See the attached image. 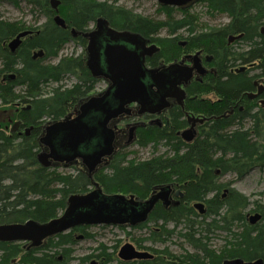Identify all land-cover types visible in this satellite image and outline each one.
I'll list each match as a JSON object with an SVG mask.
<instances>
[{
	"label": "trees",
	"instance_id": "obj_1",
	"mask_svg": "<svg viewBox=\"0 0 264 264\" xmlns=\"http://www.w3.org/2000/svg\"><path fill=\"white\" fill-rule=\"evenodd\" d=\"M60 11L66 19L68 30L58 28L54 23L55 11L51 7V0H0V7L4 4L19 8L27 4L34 11H38L47 18V23L37 28L41 32L38 36L27 37L24 45L12 54L7 44L19 33L28 28L24 23L3 20L0 14V102L8 105L19 98L24 102L35 101L36 105L31 115L48 118L63 117V109L68 108V102L78 88H89L93 81L88 77V71L83 68L80 59L62 58L59 64L51 63L59 58L62 49L72 41L70 28L78 31L83 26L101 16L106 17L112 26L129 29L146 35H156L161 30L176 35L181 29L187 28L190 33L199 31L198 17L185 9L160 7L164 14L163 20H152L126 9L116 8L105 3L98 4L96 0H60ZM96 2V3H94ZM205 4L206 11L211 15L224 14L230 23L221 29L210 28L204 31L195 41L204 44L207 50L217 54L219 80L214 79L210 85H204L200 92H215L226 100H235L237 95L250 91L252 81L263 80L264 83V0H199ZM198 2L196 4H198ZM1 12V11H0ZM182 16L178 17L179 14ZM243 34V38L236 43L245 42L248 49L238 52L229 46V38ZM216 44V45H215ZM41 49L45 57L38 61L31 59V50ZM49 62V63H46ZM249 64L252 69L244 74H230L229 71L238 65ZM18 65V69L16 67ZM255 70L258 71L255 75ZM18 74L16 82H4L3 78L9 73ZM76 75L84 77L83 84L71 90L54 89L50 96L41 98L45 94L43 89L51 83L61 85L67 77ZM227 78L222 81L223 78ZM217 80V81H216ZM24 88V94L17 95L16 88ZM85 86V87H84ZM39 99V100H38ZM197 108V107H195ZM197 108L198 111L211 116L222 114V107L209 105ZM217 110V111H214ZM254 111V110H252ZM241 122L231 124L227 120L214 121L213 125H206L203 134L194 144L185 145L178 138L173 137V131L163 130L150 132L147 140H140L138 147L146 148L152 145L155 149L166 146L172 154L151 158L138 164L131 162L130 168L123 164L129 161V156L121 158L116 165L114 177L103 185L107 193H129L133 187L140 185H154L163 183L166 178L171 181L178 176L179 182L189 181L186 187V205L173 211H164L156 216L151 223L160 227V231L145 227L141 232L148 231L144 238L134 240L141 250L152 251L156 257L153 260L121 261L118 248L112 250L101 244L96 250V256L101 264H223L225 260L244 259L264 261V204L254 202V207L247 212L252 203L241 193H237L228 184L219 183L221 176L236 175L244 178L255 170L264 169V109L259 108L254 114L239 115ZM210 125V126H209ZM27 143V144H26ZM37 146L29 142L16 144L14 138L0 136V226L3 224H24L33 220L46 223L66 209L67 199L77 193H85L86 178L81 176L63 175L58 171L50 172L42 169L36 159ZM165 161H159L162 158ZM199 169V175L195 170ZM4 180L9 184L5 185ZM229 187L230 196L223 198V190ZM196 201H205L207 214L200 216L193 208ZM247 213H262V220L257 225H249ZM200 218H203L200 220ZM160 221L163 225L160 226ZM174 225V230L167 228L168 223ZM178 227L185 229L178 233L193 249L194 253L175 254L169 248L162 250L145 246L164 244L177 233ZM106 228V227H103ZM126 229V228H121ZM221 233L225 237L224 246L219 251L211 248L209 235ZM128 235H131L129 232ZM94 235H87V239H94ZM77 242L70 235H59L53 238L44 248L50 252H63L64 261L55 264H70L73 260ZM68 246L69 249L64 248ZM19 243L0 242V264H10L22 253ZM29 253L22 257L23 264H44L42 258ZM91 258L80 260V264H87ZM54 264V262H53Z\"/></svg>",
	"mask_w": 264,
	"mask_h": 264
},
{
	"label": "flooded vegetation",
	"instance_id": "obj_2",
	"mask_svg": "<svg viewBox=\"0 0 264 264\" xmlns=\"http://www.w3.org/2000/svg\"><path fill=\"white\" fill-rule=\"evenodd\" d=\"M156 1L160 4V7L179 9L180 11L178 12L182 13L188 7L190 8L196 5L199 0H191L187 5L181 7L163 6L158 0ZM102 19L105 20L106 23H102L101 25L99 24V20ZM83 27L84 29L81 31L70 28V35L73 39L70 42L74 44V47L81 49V54L76 57L73 55L67 57L61 56V52L59 59L57 58L58 60H56L58 61L57 64L60 63L62 58L82 60L84 63L83 68L88 71V77L93 81L88 84V86L92 85L89 88H83L81 91H79L80 87L78 90L77 87L75 88L77 92L73 95L72 100L67 103L68 108L66 107L63 109V117L61 118H48L47 116H42V118L39 119L40 117L31 115L36 106L33 100L24 102L23 99L19 98L13 103L3 105L6 107L0 108V136L2 137L4 135L8 138H14L16 144H20L21 142H29L31 146L35 144L37 146L36 159L42 169H46L50 172L58 171L63 175L86 178L87 192L77 194H88L89 192L100 189L102 190V194L99 196L100 202L105 203L107 206H109L107 201L111 203L112 199L110 198L115 195L121 194L125 196L127 200H130L131 197L134 198L136 213L142 215L145 213V220L141 221V219H135L132 216L130 217L131 219L123 217L121 219L122 221L111 223V225L102 222L96 224L90 222L81 223L79 226L70 228L66 232L48 237L43 240L41 246L37 248L33 246L31 242H15L20 244L23 251L21 255L10 264H23L22 257L29 253H37L34 256L42 258L44 264L63 262L65 259L63 252L59 251L57 255V250L50 252L44 249L53 238L63 234L70 235L77 242L79 240H88L87 235L93 234L92 230L100 227L126 228L129 230L141 231V228L146 229L145 227L147 226L153 230L160 231V227L155 228V223H151L152 220L156 219L155 217H158L164 211L171 212L177 208L185 207V193L189 181L179 182L177 181L178 176H176L171 181H169V178H166L163 183L154 184L152 186H134L129 193L122 191L107 193L103 185H106L109 179L114 177L117 171L116 165L119 164L121 158L127 156L129 148L133 145H138L143 135L142 141L147 140L150 132H162L163 130L170 132L172 130L174 138H178L185 145H191L203 134L204 127L208 124L213 125L214 121L223 119L231 124H237L241 122L239 115H246V113L249 114V112L252 115L257 112V109H264V84L259 80L252 81L250 91L237 95L235 100H226L225 97L218 96L215 92L199 91L202 86L210 85L214 79L219 80L220 76L218 72L217 54H215L213 50L209 52L204 44H200L199 46L195 43L202 34L200 32L190 33L188 31L189 29L184 28L176 35L169 34L165 30L159 31L156 35H146L135 30L131 31L129 29H120L112 26L110 21L103 16L88 22V24H85ZM62 29H69L67 23L66 28ZM74 30L76 34H73ZM25 32H29L25 37L27 38L38 36L41 31L37 29L27 30ZM25 38L22 39L23 43L18 49L24 45ZM12 40H10L9 43H11ZM108 46L126 47L131 52H137L146 70H156L164 75V85H161L159 81L155 83L153 79L150 78V75L147 74L145 83L149 91L148 97L142 100L138 99V101L135 102L127 101L124 103L115 99V82L108 73L105 59V52ZM229 46H231L230 42ZM17 50L13 53L9 49L12 54H16ZM44 57L45 52L41 49L31 50V59L33 61H38ZM243 66H246L247 69L240 74L249 72L253 68L252 65L249 64H244ZM18 68L17 65L16 70ZM235 70L237 69L234 67L229 73L232 75L239 74L236 73ZM17 77L18 74L16 73H9L7 78H3V81H11L14 83ZM67 78H74L76 83L69 88L62 85V91L74 89L75 86L83 84V80H85L84 77L82 78L76 75ZM226 79L225 77L222 81ZM100 84H102L101 86L103 89L99 92L95 91ZM259 91L260 94L257 96L256 94ZM16 94L25 95L24 88L18 86L16 88ZM46 97L48 96L44 95L41 98ZM162 102L165 104V107L159 111L158 109ZM203 105L222 107V114L209 116L207 113L198 111L197 108L202 109L201 107ZM203 118L208 120L203 124L197 121V119L202 120ZM69 124L72 126L77 124L80 125L74 131L79 141L76 149L74 145L69 146ZM193 125L196 131V136L193 141L189 142L182 139L180 134L183 131L191 129ZM42 153L53 155V159L48 161L50 166H43L40 163L38 156ZM174 158L175 157H171L170 160L173 161ZM165 160L166 158L163 157L159 161L162 162ZM123 164L129 168L132 166L128 161H123ZM195 173L196 175L200 174L198 168H196ZM4 182L5 185L9 184L7 180H4ZM163 190L168 191V200L170 204L165 205L164 201L159 199L150 208V201ZM223 192L227 193L223 196L224 199L230 196L229 187L223 190ZM196 202H201L205 206V214H200L199 211L195 209L194 204H196ZM196 202L192 204L193 208L200 216H205L207 214V205L205 201ZM67 208L68 202L66 209L57 217L64 216L67 212ZM131 209L130 205L126 203L112 210L116 211L114 216L121 218V212L123 213L124 211L125 216H128ZM82 213L85 214L87 212H78V214ZM251 215L253 214L247 213L246 217L249 225H253L250 224L249 221ZM161 225H163L162 221H160V226ZM170 225L173 224L170 222L167 224V227ZM75 246H72L74 250ZM134 246L138 251H148L154 258L156 257L152 251L145 249L141 250L136 243ZM64 248L69 249L68 246H64ZM74 253L75 252H73V254ZM93 254L97 255L96 251L91 255ZM91 255L83 256L82 258H91L87 264H91V262L101 264L99 258L96 256L92 257ZM73 257L74 260L76 258L75 254Z\"/></svg>",
	"mask_w": 264,
	"mask_h": 264
},
{
	"label": "water",
	"instance_id": "obj_3",
	"mask_svg": "<svg viewBox=\"0 0 264 264\" xmlns=\"http://www.w3.org/2000/svg\"><path fill=\"white\" fill-rule=\"evenodd\" d=\"M163 6H185L191 0H158ZM61 4L60 0H51V7L55 10L56 15L54 17L55 24L59 27L66 28V21L59 14V6ZM106 23L105 20H99V24ZM262 30V35H264V28ZM76 31H73V34ZM29 32H24L19 34L11 43H9V49L11 52L15 53V51L22 45V39L25 38ZM243 38V34L239 36L232 35L229 38L230 44L234 41H239ZM105 59L107 62V69L111 79L115 82L114 89V97L118 101L124 102H135L142 100L148 97V89L146 87L145 80L147 79V74L150 75V78L153 79L155 83L158 81L161 85H164V75L159 73L156 70H146L143 67L141 57L137 52H131L126 47H111L108 46L105 52ZM247 67H241L240 69L235 70L236 73H242L246 70ZM178 91V90H177ZM260 91L256 94L258 96ZM250 95V94H249ZM165 104L162 102L160 105V109L164 108ZM206 120L203 118L202 120L197 119V121L203 124ZM82 124V123H79ZM70 125V140L69 146L74 145L75 149L78 147L79 141L77 140V136H75V129L80 125ZM181 138L192 142L196 136V131L194 130V125L191 129L183 131L180 134ZM74 149V150H75ZM40 163L43 166H50L48 162L50 159H53L52 154L42 153L38 156ZM102 190H95L89 192L88 194H77L72 195L68 199V208L67 212L62 217H57V219L50 220L44 224L39 223L37 221L29 220L24 224H3L0 226V242H31L33 246L36 248L41 246L42 241L47 239L48 237L58 235L59 233L66 232L70 228L75 226H79L81 223H117L118 221H122L123 217L129 218L133 216L135 219H141V221L145 220V213L139 214L136 213V203L134 202V198L127 200V198L123 195H115L111 197L112 202L109 203L107 201V206L105 203L100 202L99 196H101ZM168 191H161L158 193L151 201L150 208L153 206L155 202L159 199H162L165 205H169V196ZM129 204L131 211L128 216H125L124 211L121 212V218L114 216L116 211L112 210L121 204ZM195 209L199 211L200 214H205V206L201 202H196L194 204ZM79 211L87 212L85 214H78ZM123 215V216H122ZM262 220V213H255L251 215L249 218L250 224L257 225ZM119 259L121 261L131 262L134 260H151L154 256L148 251H138L134 244L127 243L123 245V247L119 250ZM91 264H95V262H91ZM223 264H264L263 259H256L251 262L245 261L244 259H231L225 260Z\"/></svg>",
	"mask_w": 264,
	"mask_h": 264
},
{
	"label": "rangeland",
	"instance_id": "obj_4",
	"mask_svg": "<svg viewBox=\"0 0 264 264\" xmlns=\"http://www.w3.org/2000/svg\"><path fill=\"white\" fill-rule=\"evenodd\" d=\"M96 2L98 4L105 3L107 5H114L116 6V8H124L127 11L139 14L143 17L151 18L152 20L165 19L164 14L159 10L160 4L156 0H96ZM189 9V11L194 14V16L198 17L197 22H199L200 26L198 33L201 32V30L202 32L209 31L210 28L221 29V27H224L225 25H228L230 23V19L224 14L211 15L210 13H208V11H206L207 9L205 4H202L201 2H198V4L191 6ZM0 11L3 20H8L14 23H24L30 29L37 27L40 28L47 23V18L42 16L38 11H34L33 8H31L27 4H22L19 8H14L13 6L4 4V6L0 7ZM59 14L61 17H63L61 11H59ZM178 17L181 18L182 16L179 14ZM236 42L237 41L232 43L234 45L233 49H235L236 51L243 52L244 50L248 49V45L245 42ZM80 54L81 49H79L78 47H74V44L70 42V44L64 46L61 56L71 57L73 55L76 57ZM57 60H52V63L57 64ZM240 67L244 66L238 65L235 68L238 69ZM256 73H258L257 70H255L253 74L255 75ZM65 80H63L61 85L56 83L48 84L44 87L42 94L50 96L52 94L51 92L54 89L62 88V85L66 88H69L76 83L74 78H67V80ZM101 85L102 84H100V86L95 91L99 92L100 90H102L103 87ZM5 107L6 106H3V104L0 103V108ZM163 154L172 157L173 153H170L169 149L164 145L159 146L157 149H155L152 145L146 148H139L138 145H133L131 148H129L127 155L129 156V164L131 162L138 164L141 161L150 160L151 158L162 156ZM217 181L223 184H228L229 182H231V188L237 193L243 194L252 203L247 212H250L254 207V202L264 204V169L255 170L249 173V175L244 178H238L236 175H220V178ZM223 194L226 195L227 193L223 192ZM167 228H169L170 230L175 229L174 225H170ZM129 232L131 233V235H128ZM180 232H183L184 234L186 233L183 227H178L176 235L170 241H166V243L164 244H152L151 242H147L145 246L153 247L157 250H162L167 247L175 254H183L186 252L194 253V249L183 238H180V235L178 234ZM92 233L95 237L94 239L77 241V245L75 246L74 250L76 258L72 260L71 264H80V259L83 256H89L92 253H95V251H97L96 249L101 246L102 243L106 244L111 250L113 247L118 245V252L123 247V245L127 243H131L132 245L135 244L136 242L133 241V239L138 240L140 238L146 237L148 231L144 230V232H141L138 230L118 229L115 227H100L94 228L92 230ZM209 237L211 239L209 241L211 248L219 251L222 246H224L225 237L223 234H210Z\"/></svg>",
	"mask_w": 264,
	"mask_h": 264
}]
</instances>
